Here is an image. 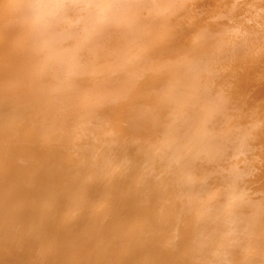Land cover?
<instances>
[{
	"label": "bare ground",
	"instance_id": "bare-ground-1",
	"mask_svg": "<svg viewBox=\"0 0 264 264\" xmlns=\"http://www.w3.org/2000/svg\"><path fill=\"white\" fill-rule=\"evenodd\" d=\"M0 264H264V0H0Z\"/></svg>",
	"mask_w": 264,
	"mask_h": 264
}]
</instances>
